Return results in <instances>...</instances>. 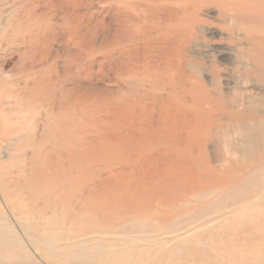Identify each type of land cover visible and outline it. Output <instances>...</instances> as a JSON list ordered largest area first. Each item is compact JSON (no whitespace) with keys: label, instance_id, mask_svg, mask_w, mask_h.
<instances>
[{"label":"rangeland","instance_id":"1","mask_svg":"<svg viewBox=\"0 0 264 264\" xmlns=\"http://www.w3.org/2000/svg\"><path fill=\"white\" fill-rule=\"evenodd\" d=\"M0 237V264H264V0H0Z\"/></svg>","mask_w":264,"mask_h":264},{"label":"bare ground","instance_id":"2","mask_svg":"<svg viewBox=\"0 0 264 264\" xmlns=\"http://www.w3.org/2000/svg\"><path fill=\"white\" fill-rule=\"evenodd\" d=\"M85 2V1H84ZM89 2V1H88ZM192 2V1H191ZM83 5V4H82ZM31 8V7H30ZM22 10V9H21ZM66 10V9H65ZM165 12H168L169 14L171 13V14H173V12H174V10L173 9H163ZM23 11V10H22ZM77 11H79V10H77ZM35 14V13H34ZM75 14V13H74ZM170 14V15H171ZM174 16V15H173ZM31 19V18H30ZM234 24V23H233ZM30 26V25H29ZM51 26H53V25H51ZM48 28V27H47ZM46 32H47V30H46ZM45 32V33H46ZM44 33V34H45ZM245 33V32H244ZM247 33V32H246ZM47 34V33H46ZM228 35V40L229 41H231V40H237L236 38H235V32L233 31V33H232V31H229V33L227 34ZM167 37V36H166ZM137 38V37H136ZM257 37H255V36H252V35H246L245 36V41H248V42H253L255 39H256ZM232 41V42H233ZM15 45V44H14ZM190 45V44H189ZM251 45H252V43H251ZM190 47H191V45H190ZM180 48V47H179ZM159 51V50H158ZM241 54H243V55H245L243 52H241ZM239 55V54H238ZM246 56H247V59H246V61H247V65H253V63L255 62V58H254V53H253V50L252 49H250L249 51H247L246 52ZM245 56V57H246ZM189 67V66H188ZM211 68V67H210ZM26 129V128H25ZM2 232V231H1ZM12 237V236H11ZM1 238V237H0ZM6 238V237H5ZM7 240H8V238H7ZM11 240H12V238H11ZM17 241V240H16ZM18 242V241H17ZM2 244V246L4 247V243H1ZM7 244V243H6ZM11 245H13L12 243H10ZM12 247V246H11ZM1 248V247H0ZM10 249V248H9ZM1 250V249H0ZM7 250V249H6ZM1 254H2V252H0ZM33 262H31V264H32ZM4 264V263H3ZM12 264V263H11ZM30 264V263H29Z\"/></svg>","mask_w":264,"mask_h":264}]
</instances>
